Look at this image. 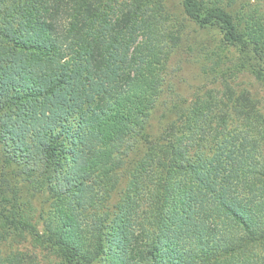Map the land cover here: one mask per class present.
<instances>
[{
	"label": "trees",
	"instance_id": "trees-1",
	"mask_svg": "<svg viewBox=\"0 0 264 264\" xmlns=\"http://www.w3.org/2000/svg\"><path fill=\"white\" fill-rule=\"evenodd\" d=\"M179 2L264 88V0ZM176 27L166 0H0V264H264V108L224 75L183 99Z\"/></svg>",
	"mask_w": 264,
	"mask_h": 264
},
{
	"label": "rangeland",
	"instance_id": "rangeland-1",
	"mask_svg": "<svg viewBox=\"0 0 264 264\" xmlns=\"http://www.w3.org/2000/svg\"><path fill=\"white\" fill-rule=\"evenodd\" d=\"M166 7L177 25L176 28L180 30L182 35V45L172 57L171 64L173 68L168 78V81L174 83L176 92L183 99L190 100L195 95L201 94L210 88L215 86L218 88L213 83L223 80L222 77L224 75L223 78L228 83L238 82L242 88L249 90L250 94L260 101L259 105L263 109V86L246 72L239 74L238 78H235L231 71L233 55L225 54L221 30L215 26L201 27L190 20L185 15L179 0H166ZM216 62H218L219 67L215 66ZM125 185L123 180L119 188L124 189ZM119 193H121V190H119ZM114 198L116 199V197ZM40 230H42L41 226ZM18 242L22 247L27 245L22 240ZM45 254V259L42 258V264H58L51 254Z\"/></svg>",
	"mask_w": 264,
	"mask_h": 264
}]
</instances>
